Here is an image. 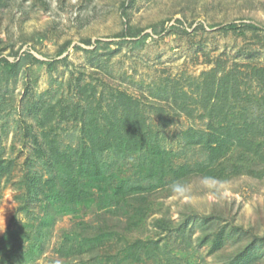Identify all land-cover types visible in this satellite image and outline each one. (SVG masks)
I'll use <instances>...</instances> for the list:
<instances>
[{
	"label": "rangeland",
	"instance_id": "rangeland-1",
	"mask_svg": "<svg viewBox=\"0 0 264 264\" xmlns=\"http://www.w3.org/2000/svg\"><path fill=\"white\" fill-rule=\"evenodd\" d=\"M248 22L261 30L257 33L247 30L243 35L222 29L229 23ZM128 26L142 30L135 39L149 35L134 46L129 37L119 36ZM66 42H70L66 51L56 55ZM248 49L258 50L254 62L264 65V0H0V58L15 64L11 71L0 64V159L6 167L0 170V238L10 228L16 234L13 242L22 240L26 245H34L31 255L26 254L27 261L19 264H80L82 257L76 252L67 259L56 256L55 246L65 233L75 246L87 236L101 255L107 253L104 250H122L125 239L120 240L126 231V220L143 197L150 205L155 204V211H148L142 234H150L152 221L163 213L178 221L182 214L191 217L196 212L218 215V223L233 227L241 237V244L251 236L263 238L264 178L241 175L220 181L193 174L184 185H172L171 167L183 164L192 167L203 162L204 156L195 147L184 148L180 139V131L197 126L195 120L184 113L174 116L170 107L177 102L169 91H159L162 85L172 87L181 83L180 93L186 96L181 95L178 102L187 100L191 107L195 106L194 101L203 92L199 86L214 68V61H224L227 67L234 60L247 62L244 52ZM77 77L80 84L95 86V96L88 107L85 101H80L79 105L87 108L83 118L77 111L75 118H62L57 115L59 100L72 99L71 104L77 100ZM123 89L146 103L155 98L162 103L146 109L150 140L154 142L157 138L162 148L173 151L162 182L158 181L159 173L154 177L148 174L144 151H109L97 156L101 181L90 180L88 175H82L81 179L93 193L109 189L111 182L117 186L125 183V194L118 205L106 207L105 198L99 193L97 203L101 211L96 216L85 214L81 205L75 207L63 199L60 203L51 197L42 203L32 197L25 199L24 174L30 172L44 181L51 169L55 173L63 169L57 163L53 168L45 165L38 156L37 145L25 134V124H31L40 138L36 118L28 111L31 104L55 105L57 112L49 128L53 127L60 150L70 152L84 138L81 129L88 118L99 121L95 130L101 133L98 129L111 112L108 102ZM165 94L168 99L163 103L160 98ZM136 186L141 188L134 189ZM149 186L153 188L149 190ZM45 208L47 221L50 220L42 230L46 237L43 235L31 244L30 225L43 217ZM218 223L212 226L210 234ZM185 227L195 244L202 235L201 228L193 219ZM77 232L79 237L75 236ZM142 234L131 231L126 238L131 240ZM5 243L8 244L7 239ZM230 244L228 241L218 253H231L234 245ZM181 246L172 239L168 247L171 253L166 251V256ZM209 246L206 243L198 248L199 263L219 264L208 253ZM175 260L174 264H186L182 258ZM140 264H149V260ZM252 264H264V255Z\"/></svg>",
	"mask_w": 264,
	"mask_h": 264
},
{
	"label": "trees",
	"instance_id": "trees-1",
	"mask_svg": "<svg viewBox=\"0 0 264 264\" xmlns=\"http://www.w3.org/2000/svg\"><path fill=\"white\" fill-rule=\"evenodd\" d=\"M222 29L243 35L247 30L253 33L261 30L258 25L251 22L229 23ZM141 32L142 30L139 28L128 26L119 36L129 37L133 45L138 46L149 35L145 34L143 38L135 39L140 36ZM86 43L90 44V40H86ZM69 44L70 42H66L56 55H61L66 51ZM95 51L90 50V52ZM244 53L248 56L247 62L234 60L227 67L224 61H214V68L209 71L199 86L203 92L200 99L194 101L195 106L191 107L187 100L178 102L177 98L179 99L181 95L186 96L184 92L180 93L181 83L172 84V87L162 85V89L159 90L165 93L169 91L170 96H173L177 102H175V106L170 107L175 111L174 116H177L175 113L178 115L184 113L188 118L195 120L197 126L183 129L179 135L184 148L195 147L204 156L203 162H198L192 167L186 164L178 165L176 168L171 167L170 171L174 175L172 185H184L193 174L220 181H227L231 177L241 175L258 180L264 178V65L254 62L256 55L259 54L258 50L248 49ZM26 55L39 61L29 52H26ZM0 64H3V68L7 71H11L15 67V64L5 57L0 58ZM77 79V100L72 104L70 103L72 99L65 98L59 100L60 110L58 112L54 104L46 102L39 104L33 102L28 109L36 118L40 129V138L31 124H25V134L29 135L33 143L37 145L36 151L38 156L44 159L45 165L53 168L57 163L63 169L58 173L51 169L49 178L44 181L30 172L24 174L22 182L27 192L24 198L32 197L41 203L44 200H49L50 197L56 199L55 201L58 203L63 199L74 204L75 207L81 205L85 214L95 213L98 216L101 211L99 203H97L99 193L105 198L106 207H113L119 204L120 199H123L126 187L123 182L118 186L109 182V189H99L93 193L82 184V175L84 177L88 175L90 180L101 181L99 179L100 165L97 164L99 154L109 151L117 153L144 151L149 165L148 174L154 177L159 173L158 181L162 182L166 163L172 158L173 151L162 148L157 138L154 142L150 140L151 130L147 121L146 109L147 107L157 108L162 103L159 104L160 101L156 98V102L152 99L146 103L144 99L128 95L124 89L115 93L116 95L113 94L114 97L111 96L113 100L108 102V109L111 112L107 120L100 125L101 128L98 129L101 133L95 130L100 124L99 121L88 118L81 129L84 138L81 139L77 148L70 152L60 150L53 127L49 128L56 112L58 116L69 119L77 117L74 114L77 111L76 114L83 118L87 108L84 110L86 105L81 107L80 101H85L88 107L89 100L95 96V86L92 84L82 85L80 78L77 77ZM160 99L164 103L168 99V95L165 94ZM160 122L163 123V120ZM10 166L8 165V169ZM0 170H6L1 159ZM137 188L141 187L136 186L134 189ZM151 188L153 186H149V190ZM96 206H98L97 209ZM20 208L22 207L19 206ZM43 211L41 215L43 217L38 221H32L30 225L33 229L29 231L28 235L31 244L44 235L42 230L47 228V223L50 224V220L47 221L46 217L47 208ZM148 211L153 213L155 204L150 205L147 198L143 197L126 220V231L122 233L120 240L125 239L123 242L125 247L122 250H104L107 253L101 255L98 254V248L91 244L87 236L82 241L80 240L79 245L75 246L70 241L69 234L65 233L61 242L57 247L55 246L56 256L67 259L70 254L76 252L78 256L82 257L80 264H118L119 261L140 264L143 260H149V264H174L177 258H182L186 264H200L196 253L198 248L206 243L210 244L208 253L216 257L219 264H252L258 257L264 255V237L252 238L251 236L250 240L241 244V237L235 229L233 227L229 229L227 224L218 223V215L213 213L200 215L195 212V215L192 214L191 217L187 216L189 214H182L178 221L163 213L152 221V232L142 234L146 229V219L150 214ZM190 219H193L202 231V235L195 240V244L191 235L186 233L185 226ZM216 223L219 226L215 227L210 234L212 226ZM99 229H103L102 226ZM131 231H136L142 236L128 240L126 235ZM44 236L46 237V235ZM75 236L79 237L80 234L77 232ZM155 236H158V239ZM6 239L8 244L5 243ZM15 239L16 234L10 228L0 238V264L24 263L27 261L25 260L26 254L31 255L30 253L33 252L34 245H26V241L22 240L13 242ZM172 239L178 240L182 246L177 250H172V255L166 256L165 253H171L168 247H170ZM228 241L234 245V250L229 254L223 252L219 254L218 252ZM11 242H13L12 245H9ZM16 242L18 246H16ZM86 255L89 256L87 261L84 260Z\"/></svg>",
	"mask_w": 264,
	"mask_h": 264
}]
</instances>
